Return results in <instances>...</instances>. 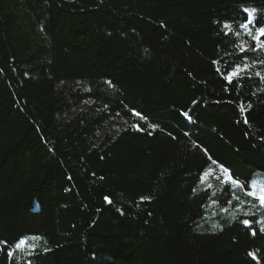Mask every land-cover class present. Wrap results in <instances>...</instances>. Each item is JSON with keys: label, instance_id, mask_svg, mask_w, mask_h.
<instances>
[{"label": "trees", "instance_id": "obj_1", "mask_svg": "<svg viewBox=\"0 0 264 264\" xmlns=\"http://www.w3.org/2000/svg\"><path fill=\"white\" fill-rule=\"evenodd\" d=\"M245 7L264 24V0H0V264H264L254 217L195 230L206 169L264 174Z\"/></svg>", "mask_w": 264, "mask_h": 264}, {"label": "rangeland", "instance_id": "obj_2", "mask_svg": "<svg viewBox=\"0 0 264 264\" xmlns=\"http://www.w3.org/2000/svg\"><path fill=\"white\" fill-rule=\"evenodd\" d=\"M246 31V30H245ZM253 48H255V43H251ZM261 50L256 48L254 51ZM264 51V50H262ZM241 70L240 75H252L253 66H247L245 68H239ZM263 75L261 74L260 77ZM115 123L121 124V121ZM114 123V125H115ZM220 170L218 173H214V176H220ZM255 181L258 185H264V174L256 172L253 175L251 183ZM212 182H216L214 185ZM250 183V185H251ZM209 184L212 187H209ZM201 187H209L212 191L218 195L217 199L213 200L211 205L206 210L205 219L209 221L202 223L200 226L196 227V232L199 234L204 233H214L222 230L225 227L231 225L234 221L238 220L240 216H251L256 218V222L261 228V221H264V210L259 207V201L254 200L252 197H247L249 200V205L244 203V195L239 190L236 191V195L239 199H236L233 195V191L229 184L223 183L221 180H216L215 178H209L205 181L200 182ZM225 192V193H224ZM229 192V193H228ZM251 198V199H250ZM221 199V201H219ZM253 205H256L255 207ZM246 213H251L246 215ZM219 227H214V226Z\"/></svg>", "mask_w": 264, "mask_h": 264}, {"label": "snow or ice", "instance_id": "obj_3", "mask_svg": "<svg viewBox=\"0 0 264 264\" xmlns=\"http://www.w3.org/2000/svg\"><path fill=\"white\" fill-rule=\"evenodd\" d=\"M243 11L247 13V17H246L247 22L241 24L240 27L245 29L247 35L252 38V41H254L255 48H253L252 50H255L256 48L264 50V39H262V37H264V24H260V25L256 24L255 14L257 13V9L245 7ZM224 28L228 29L229 32L232 31V27L228 23L224 24ZM236 35H239V33L237 32ZM241 50L243 51L244 49L242 48ZM261 63H264V61H261ZM240 73L241 70L239 69V67H237L233 69L230 73H228L225 76V79L228 80L229 83H231L233 78H239ZM255 75L260 76L261 73L257 72L255 73ZM248 107H251V105H248ZM242 111H243V106H242ZM135 115H139V113H135ZM141 119H143V117H141ZM244 122L248 123L247 119H245ZM150 127L154 128L155 125H150ZM212 163L215 164L216 162L212 161ZM218 167L221 173L220 176L213 177V174L215 173V169H206L201 174L200 180L202 182L209 178H215L216 180H221L223 183L230 185L233 191V195L235 196L236 199H239V196L236 195V191L239 190L240 192H242V194L245 197H252L254 200L259 201V207L261 208V210H264V185H258L255 181H253L250 185V188H246L244 182H241L238 178H234L228 168H225L223 165H218ZM209 187H212V185L209 184ZM253 206L255 207L256 205ZM250 214L251 213H246V215H250ZM241 223L244 224L245 226L250 225V221L247 219L241 221ZM260 223H261L260 231L264 232V221H261ZM214 227H219V226L217 225ZM252 234L255 235L256 234L255 231H253ZM40 239H41L40 237H35V236L25 237L15 245V249L23 248L27 244L28 240L35 241ZM8 255L10 256L13 255V252H9ZM249 255L255 258L253 253H249Z\"/></svg>", "mask_w": 264, "mask_h": 264}]
</instances>
